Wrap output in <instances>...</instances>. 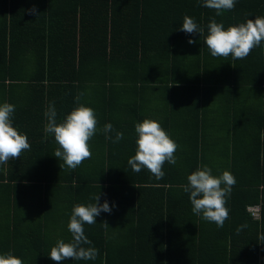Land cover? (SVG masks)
Segmentation results:
<instances>
[{"label":"trees","instance_id":"obj_1","mask_svg":"<svg viewBox=\"0 0 264 264\" xmlns=\"http://www.w3.org/2000/svg\"><path fill=\"white\" fill-rule=\"evenodd\" d=\"M186 15L202 36L180 30ZM258 16L264 0L220 15L204 0H0V105L15 106L13 126L31 145L0 165V255L57 264L50 252L72 241L74 206L100 193L112 212L84 225L92 244L82 245L97 258L61 264H264V41L243 60L213 57L204 43L212 18L227 30ZM51 104L58 123L81 104L95 110L92 156L75 170L44 130ZM145 119L179 145L160 180L128 164ZM203 166L236 179L222 228L192 212L182 187Z\"/></svg>","mask_w":264,"mask_h":264},{"label":"clouds","instance_id":"obj_2","mask_svg":"<svg viewBox=\"0 0 264 264\" xmlns=\"http://www.w3.org/2000/svg\"><path fill=\"white\" fill-rule=\"evenodd\" d=\"M237 0H204V7L213 9L217 15L224 11L233 10ZM29 14L37 12L36 8L28 10ZM181 31L188 34L199 33L201 36L204 29L200 28L194 18L184 16ZM264 41V16H258L254 20L249 19L246 23L238 26H230L225 30L222 23H217L212 18L208 25V34L204 43L207 45L213 57L227 58L230 55L233 59L243 60L248 57L252 50L259 47ZM189 44L196 43L189 40ZM80 93L76 97L79 102ZM15 106L9 103L0 105V165L7 164L10 160H16L21 155L31 149L28 137L21 134L13 126V113ZM47 124L45 132L54 134V138L59 147L54 156L59 158L63 165L75 170L85 160L91 159L90 141L97 132L98 120L95 110L80 105L71 111L62 122H57V111L54 104L49 105L45 112ZM113 131L112 124H106L103 128L105 138L111 140L108 135ZM138 135L136 140L137 149L133 157L128 160L132 171L139 173L142 169H147L157 180L164 177L163 166L165 163L175 165L177 163L176 152L179 149L178 143L171 138L161 126L152 119H145L142 123L135 125ZM124 138L122 132H117L113 143H119ZM61 163V167H63ZM188 183L183 185V190L190 193L192 212L197 216H202L205 221L215 223L218 228L224 226L229 218V209L226 207L227 198L230 197L236 179L229 171L223 172L220 176L212 175V170L203 166L198 168L187 177ZM95 203L87 205L77 204L74 206L68 230L72 235L71 242L60 240L51 249L50 258L61 264L62 261L72 260H95L98 256V249L95 247H83L91 245L92 242L85 235L84 225L96 223V218L101 213L112 212V207L108 201L100 204V193L93 197ZM114 206V205H113ZM109 227L105 221L102 223ZM247 225L237 228L239 233ZM260 239H264L261 236ZM0 264H24L23 260L12 253L0 255Z\"/></svg>","mask_w":264,"mask_h":264},{"label":"built area","instance_id":"obj_3","mask_svg":"<svg viewBox=\"0 0 264 264\" xmlns=\"http://www.w3.org/2000/svg\"><path fill=\"white\" fill-rule=\"evenodd\" d=\"M247 212L253 220L259 221L260 219V206L259 205L247 207Z\"/></svg>","mask_w":264,"mask_h":264},{"label":"crops","instance_id":"obj_4","mask_svg":"<svg viewBox=\"0 0 264 264\" xmlns=\"http://www.w3.org/2000/svg\"><path fill=\"white\" fill-rule=\"evenodd\" d=\"M254 206V205H253ZM253 220V219H252Z\"/></svg>","mask_w":264,"mask_h":264}]
</instances>
